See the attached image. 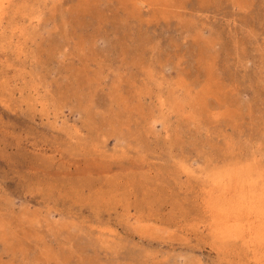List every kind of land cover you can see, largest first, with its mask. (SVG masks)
<instances>
[{
    "label": "rangeland",
    "instance_id": "374dc122",
    "mask_svg": "<svg viewBox=\"0 0 264 264\" xmlns=\"http://www.w3.org/2000/svg\"><path fill=\"white\" fill-rule=\"evenodd\" d=\"M0 264H264V0H0Z\"/></svg>",
    "mask_w": 264,
    "mask_h": 264
}]
</instances>
